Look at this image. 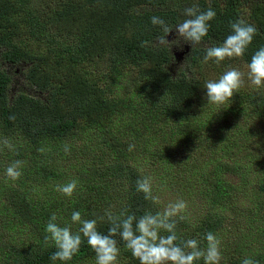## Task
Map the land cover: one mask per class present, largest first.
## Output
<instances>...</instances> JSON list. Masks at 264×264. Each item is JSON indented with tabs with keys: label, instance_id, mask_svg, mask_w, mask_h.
I'll list each match as a JSON object with an SVG mask.
<instances>
[{
	"label": "trees",
	"instance_id": "16d2710c",
	"mask_svg": "<svg viewBox=\"0 0 264 264\" xmlns=\"http://www.w3.org/2000/svg\"><path fill=\"white\" fill-rule=\"evenodd\" d=\"M240 1H195L200 11L210 7L216 17L203 42L188 52L186 68L173 73V49L161 43L164 32L151 18L174 28L184 19L175 0H0V133L14 142L2 156L10 164L22 161L19 179L0 180V264H63L50 259L54 245L44 244L53 213L57 223L76 232L80 225L72 223L71 214L79 211L107 234L106 210L137 218L160 211L136 191L137 179L151 177L159 197L160 190L176 183L177 170L197 169L187 164L186 152L205 142L209 161L197 169L203 212L195 220L177 218V236L205 247L204 236L212 232L222 241L221 264H242L245 257L264 264V225L250 217L253 210L236 224L227 207L232 194L241 191L256 194L264 205V171L261 178L249 173L264 163L259 157L264 92L243 86L217 108L202 98L203 83L188 70L206 46L221 44L231 34V22L240 18L258 31L244 56L235 59L248 64L264 47V0L249 1V14ZM1 65L20 66L24 89L10 93L12 76ZM238 114L249 118L236 137L230 119ZM97 144L99 153L93 148ZM129 145H135L132 151ZM68 154L76 164L61 171L55 163ZM73 179L79 183L71 197L55 190ZM115 239L118 264H140L120 237ZM230 243L232 250L226 248ZM95 259L84 239L67 264Z\"/></svg>",
	"mask_w": 264,
	"mask_h": 264
},
{
	"label": "clouds",
	"instance_id": "9594fccd",
	"mask_svg": "<svg viewBox=\"0 0 264 264\" xmlns=\"http://www.w3.org/2000/svg\"><path fill=\"white\" fill-rule=\"evenodd\" d=\"M182 15L184 19L174 28L160 17L151 18V23L161 26L164 32L161 43L170 46L181 43L191 46L200 45L208 35L209 22L216 17V12L210 7L206 11H200L196 5H191L183 8ZM230 27L231 34L221 44H214L206 49L202 63L206 64L214 60L219 64L226 59L244 56L258 30L255 25L243 18L231 22ZM173 31L175 39L169 41L167 37ZM246 79L251 85L264 88V47L259 48L252 55L247 64L246 73L230 67L218 80L205 82L208 104L223 105L232 100L245 85ZM10 119L14 120L15 117H10ZM4 144L9 149L13 148L7 140ZM134 147L135 145H129L128 150L132 151ZM64 150L67 153L69 146L65 145ZM21 167L22 161H14L6 169L7 176L12 180L19 179L22 175ZM78 183V180L73 179L67 184L57 185L55 190L71 197ZM136 191L143 193L146 200L154 203L159 201V198L153 194L151 177L144 176L137 179ZM186 209L187 202L179 199L167 204L163 211L145 212L139 218L135 214L121 212L117 215L111 210H106L105 217L111 225L107 234L97 230L96 219H83L79 211H73L71 214L72 223L80 225L76 232H73L69 225L61 226L57 223L58 217L56 213H53L46 223L44 244L54 245L56 250L50 259L53 262L61 261L63 264L71 261L80 251L84 239L95 253V264H118L120 248L115 239L116 236L120 237L140 264H196L201 259L203 264H221L223 260L222 241L216 234L212 232L205 234V247H201V241L197 239L182 240L177 236V218L186 219L183 215ZM105 217L100 219L103 220ZM162 233H167V235ZM178 240H180L179 243H177ZM242 264H259V262L251 257H245Z\"/></svg>",
	"mask_w": 264,
	"mask_h": 264
},
{
	"label": "rangeland",
	"instance_id": "374dc122",
	"mask_svg": "<svg viewBox=\"0 0 264 264\" xmlns=\"http://www.w3.org/2000/svg\"><path fill=\"white\" fill-rule=\"evenodd\" d=\"M196 0H175L174 4L177 5V8L179 11H181L186 6L194 5ZM208 4H213L214 0H207ZM220 1V0H217ZM249 1L253 2L254 0H241L240 4L245 7L243 12L245 14H249V10L247 7H249ZM169 41L175 39V33H170L167 37ZM163 45L167 46L166 44L162 43ZM170 48V45L168 46ZM171 48L173 49V61L170 66V69L173 73L177 72L178 70L186 68L187 65V54L191 50V48H194V46L188 45V44H178V45H171ZM208 47L206 46L205 49ZM206 55L203 54L198 60H196L192 67H190L188 70L194 73L201 82L203 83V87L205 85V82L208 80H218V78L226 72L230 67H234L239 69L242 72H247V64L243 63L239 60H236L235 58L226 59L222 61L221 63L217 64L214 60H210L208 63H202L203 57ZM2 69L6 70L8 74L12 76V84L10 88V93L17 92L23 88L22 80L20 77L19 67H10L6 65H1ZM21 69V68H20ZM94 69H99L98 65H94ZM245 88L253 87L250 83L247 82L244 85ZM264 92V88H260ZM204 96L202 97L204 100L206 99V89L204 88ZM127 95V94H126ZM124 95V96H126ZM218 108L219 105L215 104ZM198 110V107H197ZM201 112V111H199ZM245 114L234 116L232 119V126L231 130L233 131V135L236 137H239L240 132L238 130V126L245 125V121L248 120L245 117ZM8 134L1 132L0 133V180L4 177H7L6 169L10 164L9 161H6L5 158L2 156H6V154L10 153V150L7 146H5L4 141L7 140L10 142V144L13 146L14 142L11 141L7 136ZM122 141L124 142V138L121 137ZM88 139L86 138V141ZM214 140V138H211L210 141ZM18 143V142H17ZM16 143V144H17ZM84 144V143H83ZM244 146V145H243ZM82 147V146H80ZM93 147V146H92ZM101 147L99 144H97V147H93L94 151L96 153H99L101 151ZM83 148V147H82ZM189 151L186 152V155L188 156L187 164L189 166L195 165L197 169H199V166L202 168L204 167L208 161H209V142L203 143V145H194L190 146ZM247 149V148H246ZM85 150H88L87 148ZM105 150V148H103ZM255 152V151H253ZM257 154L258 151H256ZM264 156V153L262 152L260 154V158ZM104 158L101 160L103 161ZM76 164L75 157L73 158L70 154L67 155L66 159L61 162L57 161L55 165H58L60 167V170H66L67 172L73 168ZM253 170L249 172L251 175H257V178L262 177V171H264V163L263 164H257L253 166ZM195 168L190 169H179L176 171L175 175L179 176L177 178L176 183L172 182L167 185L166 188L160 190L161 186H159L160 195H159V201L156 203L157 207L160 211H163L164 208L167 206V204L171 202H175L179 199H182L187 202V209L186 212L183 213L188 219L195 220L197 217H199L202 214L203 208L200 206L202 201H204L205 195L201 194V188L203 185L201 184L200 178L202 171L197 170ZM173 174L174 171L172 170ZM197 172V173H193ZM181 176V177H180ZM163 179L165 182L168 180V177L164 176ZM233 181H235V178H233ZM259 197L256 196V194H250L249 191L244 192L241 191L239 194H232L229 202L227 203V207L231 210L234 223H239L244 221L247 217L250 216L251 211L255 213L254 215H251L250 217H254L255 219H258V221L264 225L262 221H264V205L261 206V204H258ZM231 216V215H230ZM249 217V218H250ZM262 220V221H261ZM253 225L256 224V221H252ZM242 234L239 232V236ZM259 244H263L259 241ZM234 244L230 243L227 245L226 248L233 249ZM96 260V259H95ZM95 260H92L90 264H95ZM84 264V263H82Z\"/></svg>",
	"mask_w": 264,
	"mask_h": 264
}]
</instances>
